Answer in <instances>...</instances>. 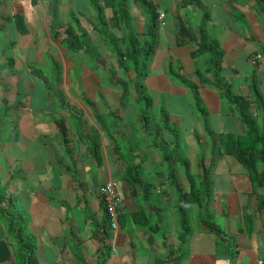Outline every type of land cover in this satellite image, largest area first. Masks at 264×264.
Instances as JSON below:
<instances>
[{
    "label": "crops",
    "instance_id": "crops-1",
    "mask_svg": "<svg viewBox=\"0 0 264 264\" xmlns=\"http://www.w3.org/2000/svg\"><path fill=\"white\" fill-rule=\"evenodd\" d=\"M131 1L139 33L149 18ZM152 1L165 17L145 79L153 99L146 128L134 86L125 96L113 76L118 58L94 30L97 12L88 0H58L63 27L57 38L51 25L57 0H0V264H264L261 145L247 136L238 111L213 85L206 55H192L207 11L208 32L225 51V80L253 101L254 76L264 103V2ZM106 12L112 15L110 8ZM181 20L190 38L181 35ZM80 31L87 33L90 48L71 50L63 39ZM106 46L115 57L105 55ZM171 66L198 85L210 131ZM252 105L264 132V108ZM162 107L182 133L201 192L203 163H210L213 151L215 156L210 201L186 206L193 216L186 209L185 245L173 182L178 178L186 190L190 185L181 159L163 157L173 136L161 123ZM225 134L246 135L251 169L225 152L220 140ZM131 162L141 164L142 180L150 185H138L135 193L127 177ZM109 183L118 205L106 240L102 191Z\"/></svg>",
    "mask_w": 264,
    "mask_h": 264
},
{
    "label": "trees",
    "instance_id": "trees-1",
    "mask_svg": "<svg viewBox=\"0 0 264 264\" xmlns=\"http://www.w3.org/2000/svg\"><path fill=\"white\" fill-rule=\"evenodd\" d=\"M88 1L97 12L98 21L97 25H95L93 28L101 35L103 40L112 47V51L117 56L120 66L124 69V72L128 76V81L121 83V86L125 91V96L129 93V85L132 84L134 86L136 102L141 106L140 114L143 117V125L147 128L150 122L148 115L153 105V99L145 85V79L149 74L151 57L154 54L155 46L158 40V30L160 27L158 6L152 0H135L136 4L146 13L149 18L145 32V40L141 42L136 30V26L133 22L134 20L130 11L129 0H106L105 4H101L99 0ZM183 3L184 5H200L199 0H183ZM106 8H110L112 11L111 16L107 15ZM208 20L209 14L207 11H204L200 22L199 41L195 50L192 52V55L195 58L202 54L206 55V72H210L213 75V85L218 87L223 92L230 106L238 111L240 118L248 128L247 136L251 137L254 143L261 145V148L258 150L257 157L264 163V132H261L257 124L256 116L251 110L252 104H254V102L256 105L258 104L264 108L262 94L259 90L256 78L253 76L251 79L253 101H249L243 96L234 92L232 84L225 80L223 74L222 61L225 52L224 48L222 47L219 39L209 34L207 28ZM51 25L54 28V36L56 38L60 37L63 25H61L59 22L58 0L52 11ZM186 29L187 26L181 20L180 33L181 35L190 38V32H185ZM119 33H121V35H119ZM63 40L64 44H66V46H68L71 50H81L85 46L90 48L87 33L84 31H80V33L68 32ZM54 65L55 68H59L56 63H54ZM170 72L172 76L176 78L182 85L189 88L193 95L197 109L203 115L207 131H210V125L207 119L208 112L199 94L198 85L194 81L184 76L182 73L175 72L172 69V66L170 67ZM57 76L60 77V71L58 72ZM18 104L19 103H17L16 106ZM11 108L12 107L7 106L8 110ZM160 115L163 127L167 128L169 133L173 136V147L172 149H162L163 157L165 159L170 157H177L178 159H181L182 166L185 170V176L190 185L189 190H186L178 178L173 182L174 187L178 192V203L176 205V209L180 213L181 224L183 226V234L181 239L184 243L183 245H185V240L189 233L187 226L188 216L186 212V206L188 204L195 203L203 207L210 201L212 191L210 173L213 171L215 156L213 151L210 163H203V178L201 185L203 190L201 192L200 190H197L196 183L190 173V163L186 159L185 153L182 149V133L176 126L171 125L170 115L164 107L160 109ZM59 129L65 135V142L69 147L64 125L60 124ZM245 139L246 135L225 134L220 137L225 152L235 156L247 168L249 165V169H251L254 160L252 162V160L249 159L251 163H248L246 155L251 146L247 147L245 145ZM128 167L129 175L127 177L133 185V193L136 192V187L138 185L140 187H145V185H147V188L150 186L149 183L142 180L143 171L140 169V163L136 164L131 162ZM173 177H175V174ZM102 203L104 210L102 235L107 240L110 238L112 214L107 202L104 199L102 200ZM204 220L206 221V219ZM209 225L214 228L213 225Z\"/></svg>",
    "mask_w": 264,
    "mask_h": 264
},
{
    "label": "rangeland",
    "instance_id": "rangeland-1",
    "mask_svg": "<svg viewBox=\"0 0 264 264\" xmlns=\"http://www.w3.org/2000/svg\"><path fill=\"white\" fill-rule=\"evenodd\" d=\"M130 5H131V13L132 14H134V12H135V7L133 6V2L131 1L130 2ZM136 19H135V22H136V24L134 23V25L136 26L137 25V20H139V16L138 15H136V17H135ZM70 20H73V19H71V18H69ZM72 22V21H71ZM134 22V21H133ZM73 28V30H74V27H72ZM145 32H146V27H144L139 33H138V36H139V39L141 40V41H144L145 40ZM109 48H108V46H106L105 47V55L106 56H108L110 53H108L107 52V50H108ZM110 56H111V58H113V57H115L114 55H112V54H110ZM116 59H117V57H116ZM109 60V59H108ZM104 62H106V61H104ZM106 64V67H111V63H105ZM119 64V62H118V60H117V67H114V72H113V76H115V78L120 82V83H122V81H128V76H127V74L124 72V70H123V68L120 66V64ZM108 76H109V74L108 73H106ZM147 84V83H146ZM130 86H131V90L132 91H134L133 90V85L132 84H130ZM147 87V86H146ZM252 111H253V113L254 114H256V108H255V106L254 105H252ZM186 209H190L189 211H187L188 212V215L190 216H193L192 214H191V209L192 208H190V207H186ZM179 214V213H178Z\"/></svg>",
    "mask_w": 264,
    "mask_h": 264
},
{
    "label": "built area",
    "instance_id": "built-area-1",
    "mask_svg": "<svg viewBox=\"0 0 264 264\" xmlns=\"http://www.w3.org/2000/svg\"><path fill=\"white\" fill-rule=\"evenodd\" d=\"M165 17V13L164 12H159V20L163 19ZM256 58H261L260 54H257L255 56ZM102 198L107 202L111 214H112V226L115 225V219L117 216V212H116V206L118 205V197H116L115 191H114V187L113 184H107L105 186V188L102 191Z\"/></svg>",
    "mask_w": 264,
    "mask_h": 264
}]
</instances>
